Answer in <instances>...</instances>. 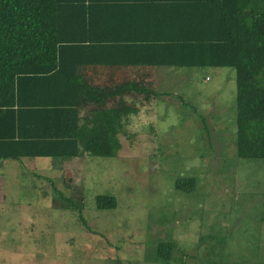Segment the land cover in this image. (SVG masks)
<instances>
[{"label":"rangeland","instance_id":"374dc122","mask_svg":"<svg viewBox=\"0 0 264 264\" xmlns=\"http://www.w3.org/2000/svg\"><path fill=\"white\" fill-rule=\"evenodd\" d=\"M171 71L130 116V97L104 106L120 118L114 157L83 137L72 160L0 161V264H264V160L236 157L235 71ZM99 104L81 108L88 135L105 130ZM188 178L192 192L175 189ZM54 188L79 210L59 208ZM97 195L116 197V211H98ZM161 243L174 246L169 263L155 256Z\"/></svg>","mask_w":264,"mask_h":264},{"label":"trees","instance_id":"16d2710c","mask_svg":"<svg viewBox=\"0 0 264 264\" xmlns=\"http://www.w3.org/2000/svg\"><path fill=\"white\" fill-rule=\"evenodd\" d=\"M117 1L0 0V161L72 160L80 156L83 137L94 155L114 157L120 118L104 106L111 99L120 110L130 97L122 113L130 116L162 93L147 79L123 82L110 93L109 82L90 86L89 73L106 67L233 69L236 157L264 160V0H182L180 19L174 18L178 31L152 39L106 34L117 22L115 4H125ZM89 103L104 109L100 134L88 135L80 123L81 108ZM195 185L194 178L180 179L175 189L192 192ZM53 191L59 208L79 210ZM94 203L101 212L117 208L114 196L97 195ZM173 249L161 243L155 256L169 263Z\"/></svg>","mask_w":264,"mask_h":264},{"label":"crops","instance_id":"0c3cea01","mask_svg":"<svg viewBox=\"0 0 264 264\" xmlns=\"http://www.w3.org/2000/svg\"><path fill=\"white\" fill-rule=\"evenodd\" d=\"M182 0H118L115 4L117 22L110 24L106 34L112 38H163V35L176 33L180 19V8L186 4H180ZM138 3V4H126ZM176 3V4H168ZM168 5H171L169 8ZM175 5V6H174ZM178 5V7L176 6ZM188 10V9H187ZM173 68H98L89 73L87 81L113 82L114 79L123 76V82L142 81L147 79L155 82V88L161 72H172ZM98 72V74H97Z\"/></svg>","mask_w":264,"mask_h":264}]
</instances>
